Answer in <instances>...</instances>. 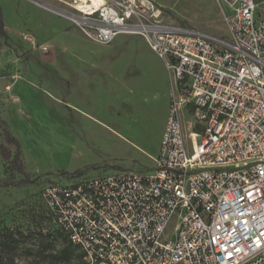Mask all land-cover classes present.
Wrapping results in <instances>:
<instances>
[{
	"label": "built area",
	"instance_id": "built-area-1",
	"mask_svg": "<svg viewBox=\"0 0 264 264\" xmlns=\"http://www.w3.org/2000/svg\"><path fill=\"white\" fill-rule=\"evenodd\" d=\"M217 1L228 39L167 22L155 0L58 11L100 43L142 35L175 81L151 169L44 187L81 264H264V0Z\"/></svg>",
	"mask_w": 264,
	"mask_h": 264
},
{
	"label": "rangeland",
	"instance_id": "rangeland-1",
	"mask_svg": "<svg viewBox=\"0 0 264 264\" xmlns=\"http://www.w3.org/2000/svg\"><path fill=\"white\" fill-rule=\"evenodd\" d=\"M73 2L0 0L8 36L0 32V115L32 180L10 167L16 147L0 128V180L11 182L0 186V264H81L76 251L70 261L57 258L68 240L50 216L44 187L145 171L159 153L171 71L140 34L121 32L108 44L87 37L58 12L74 10ZM155 2L167 22L229 38L217 0ZM256 14L264 18V1ZM78 170L84 173L69 175Z\"/></svg>",
	"mask_w": 264,
	"mask_h": 264
},
{
	"label": "trees",
	"instance_id": "trees-1",
	"mask_svg": "<svg viewBox=\"0 0 264 264\" xmlns=\"http://www.w3.org/2000/svg\"><path fill=\"white\" fill-rule=\"evenodd\" d=\"M0 32L8 38L7 33L5 32V24L3 22V12H2V7L0 6ZM7 43V42H5ZM2 43L0 42V45ZM0 128L3 129L5 131V134L9 140V142L14 145L16 147V152L14 154V157L12 160H10L11 157V152H9L8 150L4 149V155L10 160V167L13 168H18L21 173L24 175V180H22L23 182L25 181H32L30 179L31 174L27 173L24 168L23 165L20 161V155H21V151H20V146H19V142L17 140V138L9 131V129L7 128L6 122L4 121L3 117L0 115ZM84 173V170H78L76 172H73L71 174H69L70 176H77V175H81ZM63 174H66V172H63ZM30 179V180H29ZM4 181V182H3ZM0 180V186H4V185H8L11 184V182H8L7 180ZM21 181V182H22ZM48 209V208H47ZM49 211V210H48ZM52 218V217H51ZM53 220V219H52ZM54 222V221H53ZM55 224V223H54ZM56 225V224H55ZM57 227V226H56ZM67 238L68 240V245L67 247H65L61 253L59 254V256H57V258L61 261H70L73 256H74V251H76V255L77 257L82 261V253L80 251V249L78 248V246H76L70 239L69 235L64 232L63 230H61L59 227H57ZM13 236V233H12ZM11 236V237H12Z\"/></svg>",
	"mask_w": 264,
	"mask_h": 264
}]
</instances>
